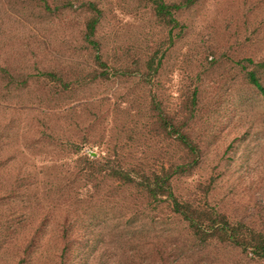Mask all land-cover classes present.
Wrapping results in <instances>:
<instances>
[{
    "label": "rangeland",
    "instance_id": "1",
    "mask_svg": "<svg viewBox=\"0 0 264 264\" xmlns=\"http://www.w3.org/2000/svg\"><path fill=\"white\" fill-rule=\"evenodd\" d=\"M90 3L103 69L82 40ZM172 15L174 27L143 0H0V264H159L157 241L172 264H264L225 242L195 244L166 209L75 162L166 168L180 152L154 100L200 150L173 191L264 233V0H198Z\"/></svg>",
    "mask_w": 264,
    "mask_h": 264
},
{
    "label": "trees",
    "instance_id": "2",
    "mask_svg": "<svg viewBox=\"0 0 264 264\" xmlns=\"http://www.w3.org/2000/svg\"><path fill=\"white\" fill-rule=\"evenodd\" d=\"M143 1L151 5L156 17L161 19L165 25H173L174 27L177 23L172 12L178 11L181 8H190L198 0H181L178 4H166L162 0ZM87 6L89 7L90 13L93 11L96 15H90L86 19L82 40L94 53L93 62L103 69L105 68V64L102 62L101 56L99 55V45L93 39L95 27L98 24L97 15L99 13L92 3ZM43 8L44 10H50L46 1L43 2ZM151 65L150 61L146 63L144 76L147 78L154 72ZM257 68H260L261 71L264 72V63L259 64ZM113 71L119 73L117 70ZM42 76L53 84H67L62 78L59 79L56 74L51 72L42 73ZM107 76L108 73L105 69L104 71L93 74V78L100 80H106ZM246 78L251 86L259 92L263 91L259 84V79L253 71L247 72ZM22 83H24V80ZM194 98L195 96L192 97V99ZM151 104L156 114L154 119L155 124L164 134H167L169 138L174 140L180 152L179 156L172 160L166 168L160 167L159 171H144L134 166L124 167L120 161H114V159L109 156L96 157L86 154L76 157L75 162L83 164L84 166L81 169L83 171L85 170V173L88 172V174L93 176L92 179H97L98 177H101V179H111L122 186L137 190L147 210L149 207L152 208V206L154 208L160 206L166 209L170 217H175L180 223L186 225L191 240L196 241L194 242L195 244L197 243L207 247L213 240L220 243L225 242L245 254H250L253 258L264 259L263 232L255 231L251 226L239 221L230 223L224 215L217 211L214 212L212 208H207L205 204L195 200L193 197L194 195L177 194L173 191V179L190 176L192 172L195 171L200 150L198 145L191 140L184 126L181 127L177 123L172 122L168 115L161 110L156 101L152 100ZM77 150L78 149L73 153L75 156L79 153ZM143 220L144 218H141L140 221ZM155 221H157V219L151 217L147 226H145V223H142L141 226L139 225V230H142L144 227L147 228L150 222L152 225L157 224ZM166 227L165 225L164 228H162V231L165 232L164 236L161 237L163 240H165L166 236L171 234L169 231H165ZM157 242L158 243L155 242L153 246L156 250L155 255L158 263L172 264L171 253L164 252L158 248L161 244L159 241ZM150 264L153 263L151 262Z\"/></svg>",
    "mask_w": 264,
    "mask_h": 264
}]
</instances>
